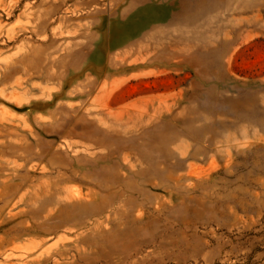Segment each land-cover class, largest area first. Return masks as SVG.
Returning <instances> with one entry per match:
<instances>
[{
	"label": "rangeland",
	"instance_id": "rangeland-1",
	"mask_svg": "<svg viewBox=\"0 0 264 264\" xmlns=\"http://www.w3.org/2000/svg\"><path fill=\"white\" fill-rule=\"evenodd\" d=\"M172 1L0 0V264H264V0Z\"/></svg>",
	"mask_w": 264,
	"mask_h": 264
},
{
	"label": "crops",
	"instance_id": "crops-1",
	"mask_svg": "<svg viewBox=\"0 0 264 264\" xmlns=\"http://www.w3.org/2000/svg\"><path fill=\"white\" fill-rule=\"evenodd\" d=\"M164 4L159 5L161 10L157 12L151 11V9L147 10L141 7L142 8L141 15H170V17L174 19H177V17L178 18L182 17V16H177V15H218L216 11H214L211 14L210 12L209 13L202 12L199 1L197 2V6L194 5L192 0H173L172 3L169 2V6L168 5L164 6ZM132 9H129L128 11L131 12ZM128 14L129 13H126V15Z\"/></svg>",
	"mask_w": 264,
	"mask_h": 264
},
{
	"label": "bare ground",
	"instance_id": "bare-ground-1",
	"mask_svg": "<svg viewBox=\"0 0 264 264\" xmlns=\"http://www.w3.org/2000/svg\"><path fill=\"white\" fill-rule=\"evenodd\" d=\"M156 153V152H155ZM31 171V170H30Z\"/></svg>",
	"mask_w": 264,
	"mask_h": 264
}]
</instances>
